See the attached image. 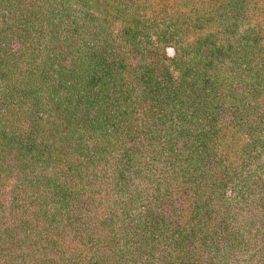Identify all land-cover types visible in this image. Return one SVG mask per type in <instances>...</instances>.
I'll return each mask as SVG.
<instances>
[{
    "label": "trees",
    "instance_id": "obj_1",
    "mask_svg": "<svg viewBox=\"0 0 264 264\" xmlns=\"http://www.w3.org/2000/svg\"><path fill=\"white\" fill-rule=\"evenodd\" d=\"M0 264H264V0H0Z\"/></svg>",
    "mask_w": 264,
    "mask_h": 264
},
{
    "label": "rangeland",
    "instance_id": "obj_2",
    "mask_svg": "<svg viewBox=\"0 0 264 264\" xmlns=\"http://www.w3.org/2000/svg\"><path fill=\"white\" fill-rule=\"evenodd\" d=\"M166 53H167V55H171V51H170V49H166Z\"/></svg>",
    "mask_w": 264,
    "mask_h": 264
}]
</instances>
